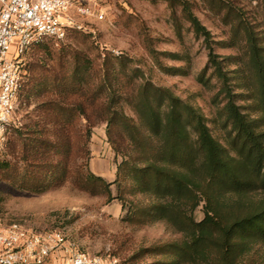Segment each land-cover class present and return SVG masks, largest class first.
<instances>
[{"label":"rangeland","instance_id":"obj_1","mask_svg":"<svg viewBox=\"0 0 264 264\" xmlns=\"http://www.w3.org/2000/svg\"><path fill=\"white\" fill-rule=\"evenodd\" d=\"M188 1L211 32L214 51L223 58H233L227 60L226 69H244L242 31L236 28L242 17L252 24L262 22L261 0ZM230 7L240 9L241 15H228ZM97 10L103 12V19L73 14L90 35L68 31L64 39H48L44 47L26 56V93L17 104V131L10 132L6 143L20 136V132L21 137L26 136L33 123L39 121L38 130L51 145L42 149V160L36 163L39 168H32L35 177L24 172L21 154H7L6 145L0 150V166L11 162V172L19 176L17 182L21 177L32 179L25 184L26 188L48 187L41 193L22 189L0 169V219L6 225L18 223L34 231L61 229L80 250L92 255H114L120 264H156L161 256L143 251L178 240L181 234L164 222L143 224L130 220L139 206L155 200L139 191L133 176L118 175L120 164L136 163L138 168L144 165L136 160L138 153L119 125L111 127L109 135L108 121L101 117L100 107L96 109L107 102L97 86L105 76L113 82L115 96H122L120 104L125 114L142 128L147 117L141 85L149 81L166 88L181 101L198 108L213 136L228 148L220 115L224 104L218 93L220 82L210 75L209 69L205 72L208 84L199 81L207 65L203 37L193 31L180 8H172L168 0H103ZM232 37L236 38L234 46L230 44ZM155 53L162 65L180 67L181 71L174 75L162 71L154 60ZM238 86L237 80H233L237 104L244 113L259 116L252 115V89L245 91ZM97 95L102 99L94 110L82 102L89 99L93 103V98H99ZM149 95L156 105L157 93ZM52 101L57 103L58 113L81 102L91 112V119L70 117L68 111L66 117L71 123L61 131V125L53 118ZM137 112L145 117L139 118ZM89 173L110 183L111 199L105 192L91 193L94 188L83 179ZM193 216L196 221L204 218L203 203Z\"/></svg>","mask_w":264,"mask_h":264},{"label":"trees","instance_id":"obj_2","mask_svg":"<svg viewBox=\"0 0 264 264\" xmlns=\"http://www.w3.org/2000/svg\"><path fill=\"white\" fill-rule=\"evenodd\" d=\"M168 3L172 8L179 7L193 31L203 37L207 65L199 81L208 84L205 72L209 69L210 75L220 82L218 93L224 101L220 115L228 148L213 136L198 108L149 81L140 87L147 117L143 128L125 114L120 104L122 96H115V84L106 76L97 88L107 102L101 106L96 104L102 99L101 95L93 98V103L89 99L82 102L91 105L92 110L96 105V109L100 107L101 117L108 121L109 135L115 124L121 127L120 131L129 136L131 146L138 153L136 160L144 165L138 168L136 163L130 166L126 162V166L120 164L118 168V175L133 176L139 191L155 200L139 206L130 220H140L143 224L164 222L181 234L178 240L159 243L143 251L160 255L156 264H264V0H261L262 22L252 24L242 16L239 19L236 29L242 31L244 69L232 71L227 70L225 64L233 58H223L214 51L211 32L194 14L192 4L188 0H168ZM230 14L241 15V11L230 7ZM70 31L90 35L75 28ZM234 39H231L232 46ZM44 42L33 45L24 55L25 67H28L26 56L36 48L44 47ZM154 60L166 73L174 75L181 71L180 67L162 65L157 55ZM233 80H237L240 89H252L255 99L252 115L259 116L242 111L236 102L238 94L233 91ZM25 85L23 83L19 94L20 101L25 97ZM150 93H157L156 105L151 101ZM239 95L243 98V94ZM79 104L67 109L70 117L91 119V112H87L81 102ZM50 106L54 109V121L61 125L62 131L71 123L66 117L68 111L58 113L57 103L53 101ZM137 114L139 118L145 117L143 113ZM39 124V121L34 122L26 136L21 137L20 132V136L14 140L10 138L5 144L7 154L23 156L22 166L28 177H35L32 168H39L37 161L42 160L39 156L42 149L51 145L38 130ZM16 128L17 123L12 130L16 132ZM13 168L7 161L0 166L18 187L26 188L25 184L32 179L21 177L17 182L19 176L11 172ZM83 179L94 188L91 193L105 192L111 199L110 183L93 173ZM47 187L28 186L26 189L41 193ZM202 203L204 218L196 221L193 213Z\"/></svg>","mask_w":264,"mask_h":264},{"label":"built area","instance_id":"obj_3","mask_svg":"<svg viewBox=\"0 0 264 264\" xmlns=\"http://www.w3.org/2000/svg\"><path fill=\"white\" fill-rule=\"evenodd\" d=\"M103 0H0V150L16 126L25 78L24 55L47 39L62 40L69 29L86 32L74 15L95 20ZM0 264H120L111 254L80 250L61 229L34 231L0 219Z\"/></svg>","mask_w":264,"mask_h":264}]
</instances>
